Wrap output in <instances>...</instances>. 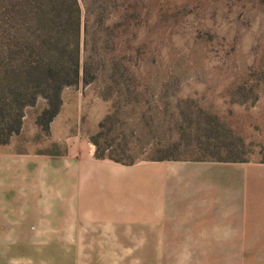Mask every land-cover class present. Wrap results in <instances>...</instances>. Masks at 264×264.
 <instances>
[{
  "label": "rangeland",
  "instance_id": "rangeland-1",
  "mask_svg": "<svg viewBox=\"0 0 264 264\" xmlns=\"http://www.w3.org/2000/svg\"><path fill=\"white\" fill-rule=\"evenodd\" d=\"M11 2L0 0L1 62L6 60L1 47ZM108 4L118 5L123 18L100 39L91 68L97 77L61 92L58 119L75 121L71 134L90 137L104 119L98 143L108 146L106 154L191 157L196 136L213 128L228 141H241L233 153L264 158V0ZM91 26L97 28L96 23ZM44 106L45 100L38 98L24 108L21 129L11 136L19 150L49 139L35 123ZM63 135L59 124L53 136ZM53 150L64 149L57 145ZM262 248H91L83 249L78 262L67 248H41L26 264H264Z\"/></svg>",
  "mask_w": 264,
  "mask_h": 264
},
{
  "label": "crops",
  "instance_id": "crops-1",
  "mask_svg": "<svg viewBox=\"0 0 264 264\" xmlns=\"http://www.w3.org/2000/svg\"><path fill=\"white\" fill-rule=\"evenodd\" d=\"M62 108L47 142L0 144V264L31 263L41 248H67L78 262L91 248L264 247L260 154L98 158L89 134L58 119Z\"/></svg>",
  "mask_w": 264,
  "mask_h": 264
},
{
  "label": "trees",
  "instance_id": "trees-1",
  "mask_svg": "<svg viewBox=\"0 0 264 264\" xmlns=\"http://www.w3.org/2000/svg\"><path fill=\"white\" fill-rule=\"evenodd\" d=\"M109 2L118 4V0H12L1 47L6 60L0 61V144L19 133L24 108L34 105L38 98L45 100V106L35 123L48 135L50 123L61 109L62 89L97 77L96 72L91 74V68L93 56L100 53V39L119 27L123 18L118 5L112 10ZM95 23L96 29L91 26ZM103 126L104 119L89 137L94 155L125 164L133 162L135 157L125 159L105 153L108 146L98 143ZM241 144L228 141L219 130L207 128L196 136L193 152L233 153ZM149 157L174 158L175 154L163 152Z\"/></svg>",
  "mask_w": 264,
  "mask_h": 264
}]
</instances>
